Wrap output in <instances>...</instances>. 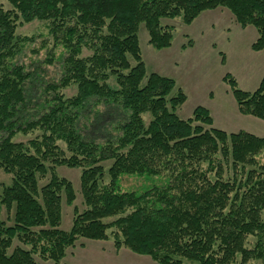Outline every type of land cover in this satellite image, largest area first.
<instances>
[{
	"label": "trees",
	"instance_id": "16d2710c",
	"mask_svg": "<svg viewBox=\"0 0 264 264\" xmlns=\"http://www.w3.org/2000/svg\"><path fill=\"white\" fill-rule=\"evenodd\" d=\"M216 9L241 29L253 27L250 48L264 49V0H0V169L11 176L0 184V215L11 218L10 226L0 218V264H37L35 255L62 264L77 241L110 238L115 251L156 264H264V164L257 161L264 136L216 129L202 106L180 119L186 95L173 79L147 74L141 59L140 25L149 45L165 50L174 29L163 19L190 25ZM33 21L47 22L53 47L64 51L46 57L60 65L56 80H45L41 66L15 62L32 41L16 30ZM192 46L188 40L181 49ZM222 81L240 115L264 122V75L251 93L229 74ZM71 86L75 93L65 97ZM97 104L103 111L87 119ZM59 167L80 170L84 209L73 211L68 231L60 230L62 197L71 206L75 193ZM125 176L154 183L123 191Z\"/></svg>",
	"mask_w": 264,
	"mask_h": 264
},
{
	"label": "rangeland",
	"instance_id": "374dc122",
	"mask_svg": "<svg viewBox=\"0 0 264 264\" xmlns=\"http://www.w3.org/2000/svg\"><path fill=\"white\" fill-rule=\"evenodd\" d=\"M3 7L9 8L5 2ZM161 22L174 29L170 48L160 51L153 49L148 43V36L143 25H140L138 29V43L146 73H157L160 76L173 79L177 89L182 90L181 87L184 89L186 101L177 110L178 117L185 120L191 116L196 107L202 106L209 110L215 126L226 129L227 134L245 131L257 137L264 136V122L254 117L240 115L229 88L222 81L224 75L229 74L235 78L241 90L250 93L259 85L264 75V53L254 52L250 48L257 38L255 29L253 27L241 29L226 9L206 11L190 25L182 24L180 18L163 19ZM46 25L47 22L33 21L17 28L16 36L32 38V41L23 43L24 48L15 62L34 71L35 68L41 66L45 69V80H56L61 73L60 65L57 61L53 65L46 64V57L52 52L56 59L64 51L60 46L53 47L54 44L47 33ZM188 40L193 42V47L182 50L181 46L187 44ZM82 55H87V52L84 51ZM222 56L224 57L223 63ZM63 93L65 97H70L75 93V87L71 86L63 90ZM96 106L90 108L89 116L85 115L87 119L92 117L90 114L95 110L103 111L102 105L97 104ZM143 119L147 124L150 117L146 114ZM86 123L82 119L79 126L83 128ZM104 128L113 134L112 128L109 129V126ZM106 130L104 129L105 132ZM228 130L232 132H228ZM36 135L37 133L26 136L17 135L14 141L26 143ZM60 147L65 148L62 143H60ZM257 161L264 164V150L257 157ZM109 164L110 162H106L103 166L107 168ZM56 173L72 184L75 193V200L71 206L66 205L65 197H62L60 230L68 231L71 227L73 211L82 212L84 209L79 191L80 170L59 167L56 169ZM10 181L11 176L0 169V184L9 185ZM153 183L154 179L146 182L144 178L130 176L122 177L120 180L123 191H138L144 186L153 185ZM43 184L44 182L40 183V185ZM0 218L7 226L11 225V218H7L4 210H2ZM108 233L111 234L112 230H109ZM249 241V247H252L254 239L249 238ZM18 245L17 240H14L12 248ZM34 259L37 264H53L51 261L41 260L36 255ZM62 264L156 263L148 256L137 255L124 248L115 251L110 238L107 241L86 239L77 241L73 247L67 249ZM235 264H240L239 259ZM246 264L263 263L260 260H252Z\"/></svg>",
	"mask_w": 264,
	"mask_h": 264
},
{
	"label": "crops",
	"instance_id": "0c3cea01",
	"mask_svg": "<svg viewBox=\"0 0 264 264\" xmlns=\"http://www.w3.org/2000/svg\"><path fill=\"white\" fill-rule=\"evenodd\" d=\"M193 45H194V44H193ZM192 47H193V46H192ZM192 47H191V48H192ZM185 50H187V49H185ZM181 51H182V50H181ZM183 52H184V51H183ZM259 53H264V50H262V51H261V52H259ZM181 89L183 90V92H185V91H184V89H183L182 87H181ZM207 110H208V109H207ZM208 111H209V110H208ZM209 113H210V112H209ZM210 115H211V114H210ZM211 117H212V116H211ZM212 120H213V118H212ZM213 126H214V128H216V129H219V130H222V131H225V132H227V130H226V129H224V128H222V127H221V128H219V127H216V126H215V123H214V120H213ZM228 132H232V131H229V130H228Z\"/></svg>",
	"mask_w": 264,
	"mask_h": 264
}]
</instances>
